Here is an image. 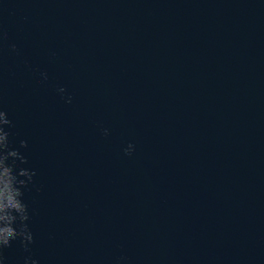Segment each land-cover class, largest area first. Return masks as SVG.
Here are the masks:
<instances>
[{
	"label": "water",
	"instance_id": "1",
	"mask_svg": "<svg viewBox=\"0 0 264 264\" xmlns=\"http://www.w3.org/2000/svg\"><path fill=\"white\" fill-rule=\"evenodd\" d=\"M0 36L38 264H264V0H0Z\"/></svg>",
	"mask_w": 264,
	"mask_h": 264
},
{
	"label": "clouds",
	"instance_id": "2",
	"mask_svg": "<svg viewBox=\"0 0 264 264\" xmlns=\"http://www.w3.org/2000/svg\"><path fill=\"white\" fill-rule=\"evenodd\" d=\"M9 51L15 54V45H9ZM38 75L42 83L47 82L48 76L45 72L40 71ZM55 92L65 104L71 103L72 97L65 95L64 87H56ZM11 127L12 123L6 112L0 110V264H5L2 252L9 247L10 242H18L21 251L28 253L23 257L22 264H38L29 252L33 235L29 230L30 209L24 200L25 191L30 186L35 187L33 178L36 173L26 167V157L20 151L26 148L25 141L21 139L17 147L12 146L8 131ZM100 134L107 136L108 130L101 129ZM133 150V144L128 143L122 152L129 156Z\"/></svg>",
	"mask_w": 264,
	"mask_h": 264
}]
</instances>
